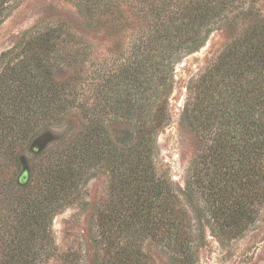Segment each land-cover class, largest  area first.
<instances>
[{
    "label": "trees",
    "instance_id": "16d2710c",
    "mask_svg": "<svg viewBox=\"0 0 264 264\" xmlns=\"http://www.w3.org/2000/svg\"><path fill=\"white\" fill-rule=\"evenodd\" d=\"M17 1L0 0V25ZM67 1L82 31L42 20L0 55V175L12 176L0 185V264L48 261L55 216L81 180L102 172L116 202L101 227L108 219L120 237L132 228L118 244L126 256L117 252V264H142L138 234L162 236L179 264L193 263L178 190L156 169L157 138L172 120L176 66L225 27L235 39L194 81L201 84L187 87L183 110L199 147L186 195L205 200L224 242L245 236L264 207V14L257 0ZM70 117L79 120L75 137L39 142Z\"/></svg>",
    "mask_w": 264,
    "mask_h": 264
},
{
    "label": "rangeland",
    "instance_id": "374dc122",
    "mask_svg": "<svg viewBox=\"0 0 264 264\" xmlns=\"http://www.w3.org/2000/svg\"><path fill=\"white\" fill-rule=\"evenodd\" d=\"M256 6L264 14V0H257ZM55 19L67 22L76 32L83 29L78 11L67 0H18L10 16L0 25V55L18 43L21 36L38 22ZM234 39L235 30L232 28L218 29L211 34L204 47L176 66L175 89L170 99L172 120L157 138L156 169L160 175L165 172L178 190V208L185 213L183 224H186L190 240L195 244L196 254L192 264H264V207L260 211L261 222L256 227L241 238L224 242L212 229L213 224L211 226L208 222L205 200L199 195L196 200L186 195L191 159L199 147L198 138L184 115L187 87L201 84V81H194L208 71L212 62L218 60ZM101 43L98 42V45L104 47L105 43ZM79 125L76 117L67 118L44 131L39 142L52 136L73 138L79 131ZM120 129L121 135L124 129ZM11 177L6 173L0 175V185L7 184ZM112 185L106 172L87 175L80 181L69 198L70 202L53 220L56 251L50 253L52 257L44 264H117V252L121 253V257L126 256L118 244L129 239L132 228L127 231V226L122 228L120 237L115 229L117 224L109 223L108 219L101 227L102 215H115L110 212L116 202ZM1 199L3 195L0 194ZM103 233L108 239L110 235L113 245ZM137 237L139 241L134 242L137 244L135 252L142 264H179L173 246L166 245L162 236L139 237L138 234L136 240Z\"/></svg>",
    "mask_w": 264,
    "mask_h": 264
}]
</instances>
